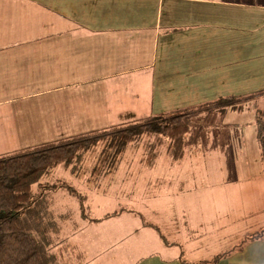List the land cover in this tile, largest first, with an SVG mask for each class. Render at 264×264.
I'll return each instance as SVG.
<instances>
[{
    "label": "crops",
    "instance_id": "crops-1",
    "mask_svg": "<svg viewBox=\"0 0 264 264\" xmlns=\"http://www.w3.org/2000/svg\"><path fill=\"white\" fill-rule=\"evenodd\" d=\"M262 93L264 0H0V157L134 120L214 116ZM185 138L179 158L160 140L147 155L127 146L95 176L87 151L52 169L69 178L33 185L56 264H264V161L214 189L220 176L177 164L195 154ZM114 181L125 205L91 213L89 190Z\"/></svg>",
    "mask_w": 264,
    "mask_h": 264
},
{
    "label": "trees",
    "instance_id": "trees-1",
    "mask_svg": "<svg viewBox=\"0 0 264 264\" xmlns=\"http://www.w3.org/2000/svg\"><path fill=\"white\" fill-rule=\"evenodd\" d=\"M190 118L188 114L178 113L134 120L109 134H113L110 143L113 150L122 152L134 138L147 132L170 139L173 156L179 158L185 135L190 130ZM255 132L264 161V107L256 111ZM97 134L101 132L0 157V264H56L49 254L51 242L48 231L51 224L44 222L45 207L38 205L40 200L33 196L31 189L48 171L59 165L69 166L80 161L83 154L101 139ZM56 188H65L77 196L71 187H52ZM80 201L82 204V199ZM218 259L219 256L203 264H214Z\"/></svg>",
    "mask_w": 264,
    "mask_h": 264
},
{
    "label": "rangeland",
    "instance_id": "rangeland-1",
    "mask_svg": "<svg viewBox=\"0 0 264 264\" xmlns=\"http://www.w3.org/2000/svg\"><path fill=\"white\" fill-rule=\"evenodd\" d=\"M244 102L245 101L232 100L230 103L242 106H237V108L230 109L224 113L218 112L214 116L203 115L199 118L192 119L193 113L188 114L191 118L190 130L186 134L187 136L185 135L186 142L189 141L186 143V149L189 150L188 148H193L195 154H193L194 156H192L193 160L188 159L185 156L182 161L180 163L177 162V164H182L184 169L189 173L193 171L195 174H202L205 183L208 180V177L209 183H211V176H220L219 186H215L214 189L222 190L228 188V177L230 178L233 176V171L238 170V173L242 174V172H240L242 167L245 171L248 168L246 166H242L244 165V162L250 165V169H252V171H258L263 164L260 159V151L255 136V121L256 111L264 107V93L250 98L246 103ZM234 111V114L236 115L232 114ZM224 115H226V117H224ZM203 121L209 122L210 124L207 126V123ZM132 122L133 121H130L129 123ZM129 123L127 124L129 125ZM223 123L228 125L226 126L228 133L218 135L215 140L210 138V136L205 133H199V129L201 127H205L204 129H207V127H212V129H209L210 131H212L214 128H216L213 127V124L216 126ZM121 128L122 127L117 126L110 128L105 132H101V134H97L99 135V137H101V139L99 140V143L96 144V146L89 150L91 151L89 155L92 158H99V162L95 166V170L92 172L95 174V176H99L103 173H112L116 168V165L115 163H113V161L117 162L119 155L117 153L121 154L122 152L113 150L110 143L112 139L111 136L113 134H109L115 133L118 131V129ZM204 137L208 138L203 139ZM158 140H160V142L162 143H171L172 145L170 139L146 132L134 138L130 143L126 145V147L130 146V148L132 147L136 149L141 148L142 151H145V155H147L148 145L157 143ZM211 140L212 143H210ZM226 143H228V148L225 146ZM125 148L123 150H125ZM188 153L189 152H187V154ZM83 155L85 156V153ZM194 161H197V163L194 164ZM79 168H81V166ZM53 171L54 170H50L47 173L43 174L36 185L40 184L41 182L59 183L58 178H69V175L72 174L71 172H69L68 174L61 173V175H59V173L57 172L58 170L56 172ZM49 179L52 182H50ZM215 179L218 180L219 178ZM109 180H107V185L109 184ZM117 186L118 183L114 181V183H111V185L107 186V188L101 187L98 190L90 189V212L98 215L101 213H105L108 210H121L120 208L125 205L124 202L126 201V198L122 197L124 191L121 188L114 189ZM46 187L49 188H45L44 190H42V192L54 190L52 189V185H47ZM115 191H117V194L114 193ZM44 204L45 202L41 201L38 205L43 208L45 207ZM43 218L45 223L52 221L51 219H49L46 213V207L44 210ZM51 232H53L52 225L51 229L49 230V233Z\"/></svg>",
    "mask_w": 264,
    "mask_h": 264
}]
</instances>
